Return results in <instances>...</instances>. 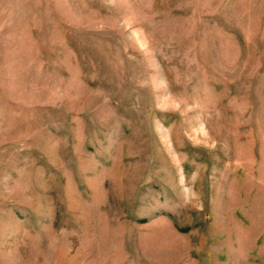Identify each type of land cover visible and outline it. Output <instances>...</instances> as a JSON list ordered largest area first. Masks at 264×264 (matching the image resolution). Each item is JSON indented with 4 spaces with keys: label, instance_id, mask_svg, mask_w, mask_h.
I'll return each instance as SVG.
<instances>
[{
    "label": "rangeland",
    "instance_id": "rangeland-1",
    "mask_svg": "<svg viewBox=\"0 0 264 264\" xmlns=\"http://www.w3.org/2000/svg\"><path fill=\"white\" fill-rule=\"evenodd\" d=\"M0 264H264V0H0Z\"/></svg>",
    "mask_w": 264,
    "mask_h": 264
}]
</instances>
